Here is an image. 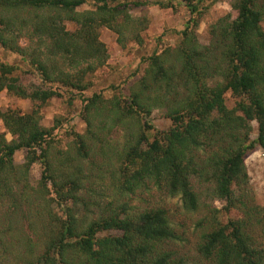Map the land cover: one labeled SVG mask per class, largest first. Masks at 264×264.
I'll use <instances>...</instances> for the list:
<instances>
[{
    "label": "trees",
    "instance_id": "trees-1",
    "mask_svg": "<svg viewBox=\"0 0 264 264\" xmlns=\"http://www.w3.org/2000/svg\"><path fill=\"white\" fill-rule=\"evenodd\" d=\"M183 1L194 16L203 0ZM259 1L237 0L234 4L237 18L221 24L217 44H222L224 50L216 68L209 67L212 61L196 62L197 58L204 61L208 54L215 58V49L202 54L196 47H181L179 57H183L185 65L179 73L174 67H165L162 56L154 54L148 58L146 76L140 80V90L133 93L132 104L127 109L118 108V123L121 124L124 117L129 120L138 111L145 115L151 112L152 102L149 104L141 93L149 85L161 88L164 84L170 93L173 90L180 92L182 83L177 78L184 79L185 97L170 111L173 126L168 132L158 133L153 141L142 128L130 135L121 152V157L127 159L125 168L120 170L125 178L121 183L123 194H134L142 185L153 182L155 186H163L169 195L181 196L186 210L198 212L201 209V199L195 191L198 177L200 184L211 185L207 192L212 193V199L227 201L230 208L234 207V186L247 179L246 157L257 144L264 149V29L261 24L264 0L262 4ZM85 3L86 0H0V52L21 56L40 75L43 85L54 83L67 87L71 91L70 101L78 97L73 92L82 94L91 88L87 76L95 74L108 61L99 30L106 27L120 34L121 30L116 26H127L129 20L119 25L118 19L130 6L151 4L148 0H95V11L78 12L77 9ZM157 5L167 6L163 3ZM22 12H27L28 17H22ZM33 13L35 16L31 18L29 15ZM125 17L129 18L128 15ZM68 21L76 23L74 32L67 30ZM198 23L195 18L189 21L181 34L184 43L190 40L194 33L192 28L198 27ZM24 31H34L31 38L37 39L40 49L46 47L42 55L44 60L40 54L30 53V48L22 47ZM119 41L124 43L122 39ZM48 59L53 64H48ZM66 65L68 72L62 69ZM14 71V66L1 62L0 58V92L7 90L20 99L41 105L62 95L42 85L27 89L13 76ZM217 78L222 80L216 81ZM228 93L237 98L234 108L226 104ZM83 99V102H89L90 111L99 113L113 110L120 104L115 98L109 108L110 104H104L98 93ZM1 117L14 138L9 141L0 134V199L9 191L8 179L16 170V152L26 149L29 151L27 169L36 161L46 166L41 180L44 187L47 189L49 181L65 202L73 198L77 202L76 191L82 189L83 182L79 178L67 180L65 175H58L50 150L51 131L39 124L37 113L18 115L8 112L0 113ZM252 121L259 124L256 141L250 139ZM78 139V159L87 158L97 143L88 144L83 136ZM213 140L219 142L220 152L209 155L199 164L198 152ZM37 150L41 151L38 157ZM138 159H141L140 166L129 173V167ZM68 184L73 185L70 190ZM110 211L86 230H80L81 222L76 215L70 214L47 253L33 258L28 264H185L184 257H177L176 252L167 248L180 240V236L164 209L135 214H128L121 207L119 211L115 208ZM261 215L262 243L259 244L252 235L249 221L236 220L222 225L211 214V223L208 219L203 221L208 228L202 233L198 253L212 264H264V208ZM101 232L111 234L98 237ZM72 254L76 259L77 254H81L83 259L70 260Z\"/></svg>",
    "mask_w": 264,
    "mask_h": 264
},
{
    "label": "rangeland",
    "instance_id": "rangeland-1",
    "mask_svg": "<svg viewBox=\"0 0 264 264\" xmlns=\"http://www.w3.org/2000/svg\"><path fill=\"white\" fill-rule=\"evenodd\" d=\"M148 1L151 2L148 6H130L118 19L119 25L124 20H129L127 26H116V29L121 30L120 34L106 27L99 30L100 41L107 49L108 61L95 74L87 76V81L92 84L91 88L82 94L73 92L78 96L73 101H70L71 91L67 87L54 83L43 85L40 75L33 71L34 68L21 56L8 51L0 52L1 62L15 67L13 76L17 77L25 88L42 85L45 89H53L62 94L41 105L20 99L4 90L0 92V113L15 112L18 115H28L36 112L39 124L51 131L50 150L58 175H65L67 180L79 178L83 182L82 189L76 191L78 201L73 198L65 202L58 196L51 182L48 181L47 189L45 184L41 183L46 166L36 161L27 169L25 166L29 151H17L14 156L16 170L8 179L9 191L0 199V264H28L33 258L46 254L70 214L76 215L79 223L81 222L79 229L86 230L92 222L110 214L112 208L119 211L120 207L128 214L164 209L173 229L180 236V240L171 243L167 248L173 253L176 252L177 257H184L185 264H212L198 253V244L202 233L208 228V224L203 221L208 219V223H211L213 216L222 225L236 220L249 221L252 235L259 244L262 243L259 224L264 208V149L258 144L245 160L246 181L234 186L235 205L232 208L228 206L227 201L212 199V193L207 192L211 185L200 184L198 177L195 179V191L201 199V209L198 212L186 210L181 196H171L163 186H155L153 182L142 185L134 194L121 192V183L125 178L120 170L125 168V160L127 161L121 157V152L130 135L142 128V131H146L148 139L153 141L158 133L168 132L173 126L169 118L170 111L185 97L184 79L180 81L177 78V81L182 83L180 92L173 90L170 93L164 84L161 88L149 85L141 93L149 104L152 102L151 112L145 115L138 111L140 114L135 113L129 120L124 117L123 122L118 123V108L121 106L122 109H127L132 104V95L140 90V80L146 76L148 58L154 54L162 56L165 67H174L179 73L185 65L183 57H179L181 47H196L202 54H206V51L211 53L215 49V58L208 54L204 61L200 62L197 58L196 62L203 64L212 61L209 67L216 68L224 50L222 44H217L221 24L228 19L235 20L238 16V11L234 8L237 0H203L194 16L183 0ZM262 2L259 1L260 4ZM157 3L166 4L168 7H161ZM95 6V0H86L77 11H95ZM34 13L29 16L33 18ZM21 15L28 17L27 12H22ZM193 18L198 20V27H190L191 31L194 29V33L186 44L181 34ZM261 24L264 29V20ZM66 28L69 32H74L77 25L68 21ZM33 32H23L22 47L30 48V53L37 56L40 54L41 60H44L42 55L46 52V47L39 48L37 39L31 38ZM121 39L123 44L119 41ZM47 63L51 65L53 61L48 59ZM59 63L62 64V61ZM62 69L68 72L67 65ZM219 80L222 79H216ZM208 84L211 82L208 81ZM94 93L102 97L104 104H110L111 101L113 104L117 98L119 107L101 113L90 111L89 102H83V98H89ZM236 101L237 98L231 93L226 95L229 108H234ZM250 127V139L256 141L259 124L252 121ZM0 134L5 135L9 141L14 138L3 117L0 119ZM78 136L85 137L88 144L97 143L87 158L78 159ZM219 152V142H207L204 149L197 154L198 163L201 164L209 155H218ZM40 154L41 151L37 150L36 156ZM140 161L141 159H138L136 164L133 163L128 172L136 170ZM71 186L73 185L68 184V190ZM110 234L111 232H101L98 237ZM77 256L76 259L72 254L69 259H83V255Z\"/></svg>",
    "mask_w": 264,
    "mask_h": 264
}]
</instances>
